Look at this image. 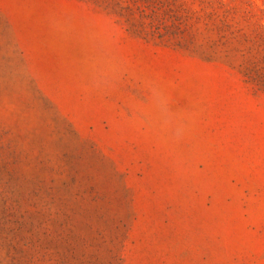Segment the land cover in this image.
<instances>
[{
    "label": "rangeland",
    "instance_id": "rangeland-1",
    "mask_svg": "<svg viewBox=\"0 0 264 264\" xmlns=\"http://www.w3.org/2000/svg\"><path fill=\"white\" fill-rule=\"evenodd\" d=\"M0 264H264V0H0Z\"/></svg>",
    "mask_w": 264,
    "mask_h": 264
}]
</instances>
